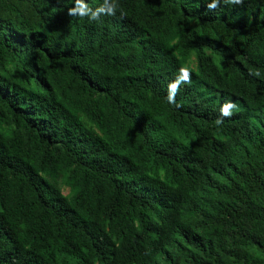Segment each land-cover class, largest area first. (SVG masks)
Returning a JSON list of instances; mask_svg holds the SVG:
<instances>
[{"label": "trees", "instance_id": "1", "mask_svg": "<svg viewBox=\"0 0 264 264\" xmlns=\"http://www.w3.org/2000/svg\"><path fill=\"white\" fill-rule=\"evenodd\" d=\"M0 264H264V0H0Z\"/></svg>", "mask_w": 264, "mask_h": 264}, {"label": "rangeland", "instance_id": "2", "mask_svg": "<svg viewBox=\"0 0 264 264\" xmlns=\"http://www.w3.org/2000/svg\"><path fill=\"white\" fill-rule=\"evenodd\" d=\"M69 191V189L68 188H65V193H67Z\"/></svg>", "mask_w": 264, "mask_h": 264}]
</instances>
